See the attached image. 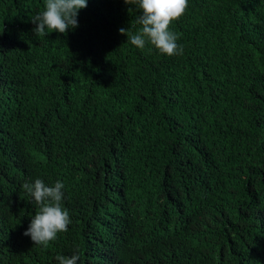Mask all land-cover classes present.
I'll list each match as a JSON object with an SVG mask.
<instances>
[{
	"label": "trees",
	"instance_id": "trees-1",
	"mask_svg": "<svg viewBox=\"0 0 264 264\" xmlns=\"http://www.w3.org/2000/svg\"><path fill=\"white\" fill-rule=\"evenodd\" d=\"M44 3L0 0V264H264V0H188L173 56L123 0L39 35ZM36 179L71 219L47 248Z\"/></svg>",
	"mask_w": 264,
	"mask_h": 264
},
{
	"label": "clouds",
	"instance_id": "clouds-1",
	"mask_svg": "<svg viewBox=\"0 0 264 264\" xmlns=\"http://www.w3.org/2000/svg\"><path fill=\"white\" fill-rule=\"evenodd\" d=\"M132 5L140 15L135 23L140 29L135 34L121 27L118 32L139 49L151 45L158 53L167 56L180 55L182 46L177 44L178 34L169 30L170 24L178 20L185 12L188 0H123ZM87 7V0H45L43 11L35 15L31 22L34 32L47 35L53 31L66 34L78 27L79 10ZM132 8L129 9L131 11ZM64 184L57 180L54 185H46L41 179L32 183L25 182L22 188L38 206L31 217L23 235L29 236L33 244L47 248L56 239L57 234L66 232L71 223L69 212L62 207ZM58 264H77L78 254L71 257L56 256Z\"/></svg>",
	"mask_w": 264,
	"mask_h": 264
}]
</instances>
